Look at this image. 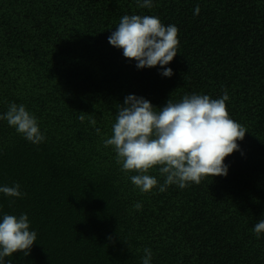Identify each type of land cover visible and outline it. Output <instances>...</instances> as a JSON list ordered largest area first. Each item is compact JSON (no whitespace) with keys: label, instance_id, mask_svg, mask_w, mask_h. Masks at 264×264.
I'll use <instances>...</instances> for the list:
<instances>
[{"label":"trees","instance_id":"trees-1","mask_svg":"<svg viewBox=\"0 0 264 264\" xmlns=\"http://www.w3.org/2000/svg\"><path fill=\"white\" fill-rule=\"evenodd\" d=\"M134 14L178 27L171 77L137 68L109 43ZM225 88L230 117L247 130L224 162L227 176L161 193L153 169L158 186L143 193L104 147L128 95L162 108ZM11 103L37 118L45 140L34 145L0 120V186L26 194L0 193V219L27 214L37 234L30 255L5 264H142L145 248L151 264H264V234L253 231L264 219V0H153L150 9L137 0H0V115Z\"/></svg>","mask_w":264,"mask_h":264},{"label":"clouds","instance_id":"clouds-1","mask_svg":"<svg viewBox=\"0 0 264 264\" xmlns=\"http://www.w3.org/2000/svg\"><path fill=\"white\" fill-rule=\"evenodd\" d=\"M137 4L150 9L153 0H137ZM194 12L200 14L199 5ZM178 35L175 25L165 26L158 17L134 14L120 18L108 41L122 49L126 59L136 61L137 68L161 66V75L171 77L173 70L166 66L178 54ZM222 91L223 95L216 99L195 93L184 95L178 102L170 98L162 108H155L143 97L128 95L123 105H117L112 134L103 140L104 147L113 148L122 172L136 173L131 175V182L143 193L158 186V179L148 174L153 169H158L163 177V184H159L161 193L171 185L185 189L207 176H227L224 162L240 150L238 141L245 138L247 130L230 117L226 104L229 95L226 88ZM79 119L84 121L85 114H80ZM0 120L34 145L45 140L37 118L23 104L11 103ZM91 123L95 125L96 121L92 119ZM96 131L99 134L100 130ZM20 188L18 183L4 185L0 186V193L19 198L26 195ZM133 207L141 210L142 204L137 202ZM253 231L258 239L264 234V219L255 224ZM36 241L37 234L30 230L27 214H4L0 219V264L18 252L30 255ZM144 253L142 264H151L152 250L145 248Z\"/></svg>","mask_w":264,"mask_h":264}]
</instances>
